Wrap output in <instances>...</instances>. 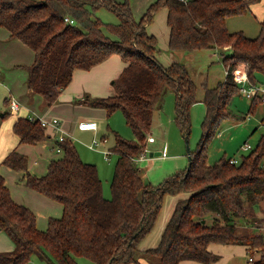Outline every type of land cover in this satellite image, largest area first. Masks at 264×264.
<instances>
[{
    "label": "trees",
    "instance_id": "16d2710c",
    "mask_svg": "<svg viewBox=\"0 0 264 264\" xmlns=\"http://www.w3.org/2000/svg\"><path fill=\"white\" fill-rule=\"evenodd\" d=\"M258 1L156 0L137 21L129 0H0V28L33 51L34 62L25 68L27 86L48 107L59 102L75 70L89 71L118 55L127 66L113 83L116 93L85 95L76 102L104 109L108 116L122 110L136 136L126 141L115 135L109 150L118 156L110 198L103 195L96 165L84 162L70 140L59 143L61 156L49 163L44 175L28 171L27 155L10 151L1 165L21 172L26 187L60 204L63 211L40 230L35 213L12 198L0 173V232L15 244L12 251L0 252V264H29L32 256L47 264H77L79 257L93 264H141L139 245L153 229L163 198L183 193L189 196L176 204L158 246L143 252L144 259L150 264H212L220 255L209 246L224 244L245 246L250 264H264V214L259 215L264 208V134L237 163H231L233 158L216 164L207 160L208 141L219 121L232 114L228 107L239 93L234 82L239 64H244L251 84L264 76V17L256 38L230 32L226 25L229 17L251 13ZM101 7L114 11L119 24L92 20V12ZM162 7L168 10L170 51L226 49L229 54L222 55L225 81L214 88L204 86L203 126L216 129L205 131L198 148L188 152V168L154 186L144 180L138 161L153 137L148 134L165 88L176 95V121L186 136L190 109L198 102L197 85L186 67L178 62L162 65L158 39L146 29ZM66 17L75 23L65 22ZM260 104L257 97L251 106ZM9 116L0 112L2 120ZM12 129L21 144L36 145L51 136L39 119L29 117H17ZM210 214L216 216L212 225L207 224Z\"/></svg>",
    "mask_w": 264,
    "mask_h": 264
},
{
    "label": "rangeland",
    "instance_id": "374dc122",
    "mask_svg": "<svg viewBox=\"0 0 264 264\" xmlns=\"http://www.w3.org/2000/svg\"><path fill=\"white\" fill-rule=\"evenodd\" d=\"M116 2H124L126 0H114ZM155 0H129V6L132 12V15L135 20H139L144 12L147 10V6ZM258 7V8H257ZM254 8V12L260 11L261 6ZM257 8V9H256ZM164 8L158 11V15L154 18V29L150 27L147 31L148 33L155 34L158 37V48L159 53L162 57L169 58V60H174L180 64H183L188 70L191 78L197 85L196 98L198 101L202 102L204 95V86L208 88H214L218 84L223 83L226 79V67L222 62V55H228L229 51H213V50H200L195 52H172L164 45V33L167 31L164 15L166 13ZM163 10V11H161ZM254 12L248 13L241 16H232L227 19V28L230 32H239L242 31L245 36L249 38H256L260 34V20L259 15H256ZM95 18L100 19L105 25H116L119 24L120 19L118 15L108 9L107 7H101L100 9L92 12L91 19ZM104 27V26H103ZM6 30V29H5ZM153 30L156 31L153 32ZM103 32L107 35H110L106 29L103 28ZM112 36V35H110ZM113 37V36H112ZM17 40V39H16ZM19 41V40H18ZM20 42V41H19ZM28 49V48H27ZM29 50V49H28ZM12 51H6L5 53L0 54V78H3L9 70H16L17 68L25 69L26 64L19 65H10V59L12 58ZM165 60V59H164ZM166 62V61H165ZM31 65V64H30ZM28 65V66H30ZM244 65V64H243ZM26 66V67H25ZM241 70L239 67L237 70ZM246 69L244 66V70ZM10 75V74H9ZM113 82L111 79L110 84ZM81 84V86H80ZM87 84V81H76L73 84V90H71V95L74 97L75 104L77 99H82L85 95L90 96V93H85L84 95L79 94L77 91L79 88H82L83 85ZM95 80H91L88 84L94 85ZM264 84V76L258 77V83ZM3 82H0V108L5 109L4 99L9 96V91L7 92L4 89ZM110 92L113 93L114 86L111 84ZM113 89V90H112ZM115 92V90H114ZM116 93V92H115ZM78 94V95H77ZM114 94V93H113ZM228 110L231 111V116L222 118L219 121L218 128L208 127L204 128L203 122L206 116L205 105L198 104L194 105L190 109L191 117V130L189 136H186L176 121V95L174 91L170 88H165V91L161 97V101L158 109L155 111L153 125L151 127L149 136H153L154 140L156 139L155 144H147V151L145 153L147 159L146 163H139V167L143 169L144 180L152 185L156 186L164 182L170 176L177 174L188 168L189 165V155L188 149L191 152H194L205 133L209 129H216L215 135L207 143V160L209 164H216L223 158L225 159H237L241 160L243 155L249 153L245 151L242 147L244 144H249L253 148L257 146L262 135L264 134V104H260L257 107L253 108L251 106V100L247 97L236 94L232 97L231 104L228 107ZM21 114L26 115L25 111H21ZM36 116V114H35ZM82 114L75 115L70 122H76L78 125L77 118L82 117ZM96 122L98 123V129L94 132H79L74 130V135L71 138L74 146L76 147L81 159L84 162L95 164L99 177L102 180L103 190L105 192L106 198H110L111 192V182L115 172V165L117 161V155L113 152L108 155L109 158H106L104 152L111 150V147L115 143V135L117 134L122 139L126 141H135L136 136L134 135L133 130L127 124L125 116L122 110L114 111L110 116L107 115L106 111L97 112L95 117ZM76 125V127H77ZM66 135V134H65ZM69 137V135H67ZM148 136V137H149ZM106 138L107 141L103 142L102 140ZM187 138V139H186ZM94 139H97L100 143L96 147H91ZM69 140V138H68ZM70 140V142H71ZM172 144V149L177 151H167V158H156L157 160H150L152 151V146H163L164 144ZM47 149L46 153L48 157L44 158L43 162H40L39 159H36L40 162L38 165L34 164V168L39 170L41 167L45 169L42 173L46 174L48 170L49 163L53 159H57L61 154L54 152L50 146ZM182 150V151H181ZM181 151V153H179ZM178 152V156L171 155V153ZM182 154V158L181 155ZM31 160V157H30ZM154 162L155 164H152ZM181 163L182 169H174L171 172H168L173 166L174 163ZM28 163L29 157H28ZM151 164V166H149ZM41 174V175H42ZM18 181V179H17ZM187 198L188 194H183ZM104 196V197H105ZM168 197L166 195L163 199L164 209L168 204ZM61 207L60 204H56ZM264 207V206H263ZM62 208V207H61ZM56 210V208H54ZM36 210V209H35ZM264 214L263 211L259 215ZM36 216L41 220L38 228L40 230H46L48 227L49 217L60 216L56 213L46 214V211L37 209ZM214 215L207 216V224L212 225L214 223ZM42 218V219H41ZM60 218V217H59ZM44 224V225H43ZM0 248H5L6 245H10V237L6 234L0 235ZM14 247V245H13ZM214 247V246H213ZM214 247V251L222 255L220 261L212 264H250L249 255L244 253L240 248L241 245H217ZM3 252V251H0ZM259 255H255L254 259H257ZM253 259V260H254ZM77 264H93L92 260L85 257L76 258ZM189 262L193 264H201L195 261ZM29 264H47L45 261L39 260L36 256H32Z\"/></svg>",
    "mask_w": 264,
    "mask_h": 264
},
{
    "label": "crops",
    "instance_id": "0c3cea01",
    "mask_svg": "<svg viewBox=\"0 0 264 264\" xmlns=\"http://www.w3.org/2000/svg\"><path fill=\"white\" fill-rule=\"evenodd\" d=\"M155 1H153L152 3H154ZM151 4H149L146 9H148V7ZM257 6H261L262 9L260 11H257V13H255L254 8ZM162 8H164L163 10L166 11V13L164 15V19H165V24H166V28H167V31H165V33H164L165 37H164L163 43L165 46L168 47V39H169V28L167 26L168 10L166 7H162ZM162 8H160V9H162ZM163 10H161V11H163ZM158 11L153 15L152 21L149 24H147V26H146L147 30L150 27H152L153 29L155 28L153 26L154 22H155L154 18L156 17V15L161 13V12L158 13ZM252 12H254L256 15H259V17L262 20L264 17V0H260L256 4H254L252 7ZM153 32L156 33L155 30H153ZM150 34H152V33H150ZM153 35H155V34H153ZM157 39H158V37H157ZM27 48H28L27 46H25L24 44H22L18 40L12 38L9 31L5 30L4 28H0V54L5 53L7 50L13 52L12 58L10 59V63H11L10 65L14 64V65L20 66V64H26V66H28V65L32 64L34 62V53L30 48H28L29 50ZM157 48H158V46H157ZM158 59H159L160 63L164 66H168L172 62H176L174 60H169V58H166V57H162V59H161V55L159 53V48H158ZM126 66H127V64H125V62H123L118 55H113L89 71L75 70L74 76H73V81L62 92L61 96L59 97V102L50 106V107H48L46 105V103L44 102V100L41 96L34 94L28 88V86H27L28 74H27L26 69L17 68L16 70H9L3 78H0V82L1 83L3 82V84H4L3 85L4 89L7 92L9 91V96H7L4 99V104L6 107H5V109L0 108V112L8 111L10 113V116L7 119H5V120L0 119V173L4 176L5 181H6V185L8 186V188L10 190L11 196L17 203L27 206L34 213H36L37 209H40V210L46 211V214L56 213L57 215L58 214L60 215V216H56L53 218H59L62 216V211H63V208H61L62 206L60 207L58 205H55L54 203H56V202H54V201L48 199L47 197L35 192L34 190L26 187L24 185V182L21 180V178H22L21 172L12 170L9 167L1 165L4 158L6 157V155L10 151H12L13 149H17L19 152H21V153L27 155V157H29L30 163H28V171L32 174H35V175H41L45 171V169L43 167H41L39 170H37L34 168V164L38 165L40 162L44 161L43 160L44 158L48 157V155L46 153L47 149L49 148L48 146H50V148L55 152L54 148L58 145L57 140H56V135L50 126L45 127V128H47V131L51 135L50 138L47 139L46 141L38 143L36 145L21 144L19 137L13 132V129H12L13 123L15 122V119L17 117H29L30 118L31 116L34 117L35 114H36V117L43 118L47 121H50L54 118H57V119H59L62 132L66 135H69V137L67 136V138H69V140H71L70 137H72L74 135V130L75 131L78 130L79 132H92V131H81V130H79L77 123L76 122L71 123L70 119L72 120V118L77 114H82L83 115L82 117L77 118L78 124L81 121H96L95 120L96 113L97 112H103L105 110L100 109V108H92L89 106H85L83 104H75L74 97L71 95V90H73L71 88H73V84L76 81H84V82L87 81L86 85L84 84L82 88H79L77 90V91H79L77 93L82 94V95H84L85 93H90V95L93 97H107V96L113 95V93L115 94L116 91L114 92V90H115V88H114V90L112 89L113 93L110 92V88L112 87L111 84L113 85L115 79H117L120 76V74L122 73L123 69ZM238 67L241 69V71L244 70L243 64H239ZM111 79L113 80V82L110 84ZM91 80H95V84L88 86V84ZM80 86H81V84H80ZM12 97L15 98L16 100H18V102L20 104V108L16 112L11 111V109L9 107V105H10L9 101ZM5 100H7V101L5 102ZM250 100L252 103L253 99H250ZM202 103L203 102L198 101L194 105H198V104H202ZM194 105L192 107H194ZM205 108H206V106H205ZM22 110L26 112V115L20 113ZM206 111H207V108H206ZM76 125H77V127H76ZM155 143H156V139L154 140V142H150L149 144H155ZM152 151H154V153H152L153 156L150 157L151 158L150 160H157L156 158H159L162 160V158L164 159V158L168 157V155H166L167 151H177V150L172 149V144L169 143V144H164L163 146H154L153 145ZM181 151L179 153H181ZM157 152H161L162 154L160 156H155V153H157ZM176 154H178V152L171 153V155L178 156ZM180 155L182 158L183 155L182 154H180ZM30 157H31V160H30ZM36 159H39L40 162H38ZM146 159H147V157H146V155H144L138 161V165H140L139 163H141V162L146 163L147 162ZM152 164H155V163L152 162ZM149 166H151V164ZM181 166H182V164L179 162L174 163V166L170 170H168V172H171L174 169L180 170V169H182V168H180ZM140 169L142 170V175H144L143 169L142 168H140ZM17 179H18V181H17ZM183 194H185V193H183ZM183 194H180L177 196H171L170 195L171 197H168V199H167L168 204H167V207L165 209H164L163 203H162L161 210L159 212V215L157 217V220L155 222L153 229L142 240V242L139 245V250L141 251V255L139 257L141 264H150L148 262V260L144 259L143 252L147 251L148 249L155 248L158 246V244L161 240V236L164 232V229L167 226L169 220L171 219V217L173 215L176 204L180 200L186 199ZM103 195L105 196L104 190H103ZM56 204H58V203H56ZM54 208H56V210ZM37 217L38 216H36L37 227H38L41 220L38 221L39 218H37ZM51 217H49V219ZM1 234H6V233L0 232V235ZM10 240H11L12 244L6 245L5 248H0V251L9 252V251H12L14 249L15 244L11 238H10ZM13 245H14V247H13ZM217 245H224V244H211L209 246V249L212 252L216 253L213 249L215 246H216V248H218ZM240 248L243 250L244 253H247L245 246L241 245ZM216 254L220 255V260H221L222 255L219 253H216ZM183 264H193V263L189 262V260H188V261H184Z\"/></svg>",
    "mask_w": 264,
    "mask_h": 264
},
{
    "label": "built area",
    "instance_id": "2783aa9c",
    "mask_svg": "<svg viewBox=\"0 0 264 264\" xmlns=\"http://www.w3.org/2000/svg\"><path fill=\"white\" fill-rule=\"evenodd\" d=\"M186 1V0H184ZM65 22L69 23V24H74V20L70 19L69 17L65 18ZM234 82L237 84L238 90H239V94L247 97L248 99H255V98H260L262 100V103H264V84H251L248 80L247 74L245 73V71H241V70H237L234 72ZM10 105V109L13 112H16L19 110L20 108V104L18 102V100H16L15 98H11L9 101ZM31 120L34 119H39L40 124L43 127H51L53 129V132L56 135V140L58 145L54 148L56 153H62V148L60 146V142H64L67 141V135H65L60 127V122L59 119L54 118L50 121H47L43 118L40 117H30ZM78 129L81 131H96L98 129V124L96 121H81L78 124ZM103 142H106L107 139L104 138L102 140ZM149 141L150 142H154V138L153 137H149ZM99 141L97 139H94L91 147H96L99 145ZM245 151H250L252 149V146L249 144H244V146L242 147ZM106 158H109L108 155L110 154L109 150L104 152ZM231 163H237V159H232ZM250 260L252 261L253 259L250 258Z\"/></svg>",
    "mask_w": 264,
    "mask_h": 264
},
{
    "label": "water",
    "instance_id": "95a60500",
    "mask_svg": "<svg viewBox=\"0 0 264 264\" xmlns=\"http://www.w3.org/2000/svg\"><path fill=\"white\" fill-rule=\"evenodd\" d=\"M187 139V138H186ZM188 152H189V149H188ZM162 153L161 152H157L155 153V156H160ZM151 156H153V154L151 153Z\"/></svg>",
    "mask_w": 264,
    "mask_h": 264
}]
</instances>
